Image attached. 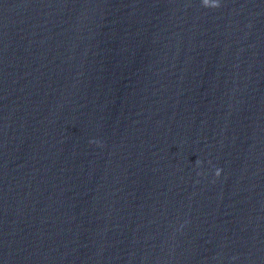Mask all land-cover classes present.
<instances>
[{"label": "clouds", "instance_id": "9594fccd", "mask_svg": "<svg viewBox=\"0 0 264 264\" xmlns=\"http://www.w3.org/2000/svg\"><path fill=\"white\" fill-rule=\"evenodd\" d=\"M202 4H203L204 7H218L219 6L218 4H213L211 2V0H202ZM215 174H216V176H219L220 175V170L217 169Z\"/></svg>", "mask_w": 264, "mask_h": 264}]
</instances>
